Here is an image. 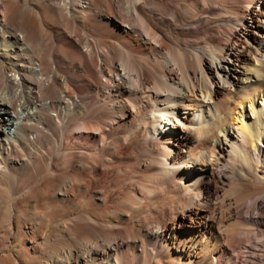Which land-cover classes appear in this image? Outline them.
I'll return each instance as SVG.
<instances>
[{
    "label": "bare ground",
    "instance_id": "bare-ground-1",
    "mask_svg": "<svg viewBox=\"0 0 264 264\" xmlns=\"http://www.w3.org/2000/svg\"><path fill=\"white\" fill-rule=\"evenodd\" d=\"M0 264H264V0H0Z\"/></svg>",
    "mask_w": 264,
    "mask_h": 264
},
{
    "label": "rangeland",
    "instance_id": "rangeland-1",
    "mask_svg": "<svg viewBox=\"0 0 264 264\" xmlns=\"http://www.w3.org/2000/svg\"><path fill=\"white\" fill-rule=\"evenodd\" d=\"M228 16H230L229 14H226V17H228ZM246 20H248V19H246ZM219 35H220V37H219ZM214 36L215 37H217V39L218 40H220V42L221 43H224L225 42V40H226V37H225V35H223V34H220V33H217V34H214ZM223 93H221V94H219V96H218V98H219V100H217L218 102H220V101H222L223 100V98H224V94L222 95ZM233 101V100H232ZM231 101V102H232ZM202 147V146H201ZM200 147V148H201ZM173 164V163H172Z\"/></svg>",
    "mask_w": 264,
    "mask_h": 264
}]
</instances>
